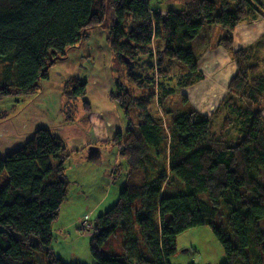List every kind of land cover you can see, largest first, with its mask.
I'll return each instance as SVG.
<instances>
[{
	"label": "trees",
	"instance_id": "obj_1",
	"mask_svg": "<svg viewBox=\"0 0 264 264\" xmlns=\"http://www.w3.org/2000/svg\"><path fill=\"white\" fill-rule=\"evenodd\" d=\"M170 2L181 8L163 12L148 0H0V73L5 83L15 82L0 83V103L37 93L53 65L89 29L107 25L113 12L116 23L107 36L112 68L128 69L126 79L142 94L116 79L109 96L127 120L125 133L112 140L119 158L115 174H124L125 183L114 206L92 220L93 264H169L177 237L203 226L221 243L225 264H264V72L256 51L263 44L233 50L236 27L264 19V5ZM207 26L216 30L207 48L230 51L237 65L229 94L211 115L194 108L167 111L165 103L177 90L204 79L193 45ZM175 65L181 72L174 76ZM86 85L78 77L66 82L65 123L75 121L77 101L90 111ZM155 101L172 117L167 129L151 112ZM216 117L223 118L221 135L213 131ZM233 128L238 133L229 140ZM73 153L62 136L42 127L0 157V264H35L37 252L46 264H80L64 262L53 248V226L68 201L66 166ZM222 206L227 222L218 229L213 221Z\"/></svg>",
	"mask_w": 264,
	"mask_h": 264
},
{
	"label": "crops",
	"instance_id": "obj_2",
	"mask_svg": "<svg viewBox=\"0 0 264 264\" xmlns=\"http://www.w3.org/2000/svg\"><path fill=\"white\" fill-rule=\"evenodd\" d=\"M162 11L165 12L166 10ZM250 25H254V28H251ZM254 30L257 33L261 32V34L253 37L252 32ZM262 35H264V19L241 24L234 31L233 48L234 50H240L252 46L258 42L257 40ZM106 40L107 38L104 40L99 39L100 47L97 50H89L83 42L81 48L86 51L81 54L82 62L77 63L75 66V68L83 67L85 69L84 73H88L86 74L87 76L85 75L81 79H84L87 83L85 100L90 105V111H84L80 101H77L78 108L75 121L70 124L65 123L61 108L63 104L61 89L56 91L55 96L56 98L59 97V102L57 100L54 102L58 106L55 105L56 109L52 114L51 112H47L50 110L49 108L47 110L44 108L46 106H42L39 102H36V97L30 101H27V99H24L25 101L20 100L14 106V116L6 120H1L3 122H0V157H4L24 145L30 140L37 129L47 127L62 136L66 140L69 150L74 152L66 166V173L69 180L72 179L70 178V174H74L76 169L83 171L86 168V173L89 167L94 168L97 166L100 170L103 169L106 178H109V174H111L113 175L111 178L116 181L119 175L117 176L115 174V168L119 158L117 157L115 144L112 140L118 133H125L127 120L122 109L116 103L112 102L109 97L115 90L116 72L112 68L113 54ZM73 48L77 49L76 46ZM194 54L198 61V68L204 74V79L199 85H195L193 88L200 87V85H207L209 88L207 90L203 87L199 91L192 88L193 90L190 93H185V96L189 98L195 108L199 104V106H205L212 111L227 96V86H229L231 79L237 73L236 65L231 60L229 52L222 47L207 48L206 46L200 52L194 51ZM84 65L86 66L84 67ZM209 71H211L210 75L208 74ZM49 76L53 78V72ZM51 78L46 79L45 82L50 83ZM62 81L65 80L63 79ZM195 110L198 111L197 108ZM210 113L212 112L207 114L210 115ZM134 122L138 123V121ZM78 175L80 177L84 176L83 173H78ZM119 177L123 178L120 181L124 184L125 175L123 174ZM123 184L120 185V189ZM110 187V189L113 188V183ZM120 189L118 190L120 191ZM109 191L108 189L104 194V201L108 197ZM102 192L104 193L103 190ZM82 194L84 197L85 192H82ZM65 204L67 211L70 204L69 195L68 201ZM99 204L101 202H98ZM62 213L63 210H61V215ZM90 213H86L85 215L88 216ZM71 225L64 224L61 226L58 230L59 235L53 230L57 242L58 240L66 242V238L72 236V231L70 230ZM53 247L59 257L65 261H70L68 259H70L71 255L66 259L64 255L57 252L54 245ZM62 249L63 251L65 249L66 253L69 252L67 245ZM70 252L72 254L73 251L70 249ZM72 258L74 257L72 256ZM71 261L75 263L73 259ZM91 262L94 263V259H91Z\"/></svg>",
	"mask_w": 264,
	"mask_h": 264
},
{
	"label": "rangeland",
	"instance_id": "obj_3",
	"mask_svg": "<svg viewBox=\"0 0 264 264\" xmlns=\"http://www.w3.org/2000/svg\"><path fill=\"white\" fill-rule=\"evenodd\" d=\"M151 2L152 6H155L157 8H160L162 10H168V9H180L181 5L176 3H171V0H148ZM260 3L264 5V0H259ZM116 23V18L113 14L111 13L109 23L107 25L102 26V27H97V28H92L87 31V38L85 40L83 39L81 43H78L76 45V48H71L68 50L66 56L58 61L56 64L53 65V67L49 71V75L51 72H53V78L49 76L48 78H51L50 83H46L45 80H42L40 82V87L37 93L20 98L21 100L27 99V101H30L36 97V102H39L42 106H46L50 110L47 112L51 114L54 112L56 109V106L58 104H54V102L57 100L59 102V97L56 98V91L61 89V93L63 96V105L65 102V90H66V82L70 78L78 77V78H83L86 74L84 73L85 69L83 67H76L77 63L82 62V57L81 54L85 52L86 50H83L81 48L82 43L84 42L85 45L88 47L89 50H97L100 47L99 44V39H106L108 34H109V27L114 26ZM245 24V23H242ZM240 26V25H239ZM251 28H254V25H250ZM237 28V27H236ZM236 30V29H235ZM215 27L214 26H207L201 33L200 37L194 41V51L200 52L202 49H205L206 46L208 47L209 45H214L213 42L211 41V38L214 37V32H215ZM261 34V32L257 33L255 30L252 32L253 37H257ZM250 36V35H249ZM108 39V38H107ZM261 39L263 46H258L256 47V52L258 56H260V61L259 63L262 66V70L264 72V35H262L257 41ZM106 43L108 44L109 48L110 45L108 41L106 40ZM102 46V43H101ZM86 49V48H85ZM111 49V48H110ZM73 50H76L73 52ZM213 50V49H212ZM234 50V48H233ZM227 51V50H226ZM237 51V50H234ZM229 52L230 58L232 61H234L232 57V53ZM235 65L236 62L234 61ZM86 65H84L85 67ZM2 68V66L0 67ZM237 69V65H236ZM137 69L135 68V71ZM128 69L124 68L122 69L121 72L116 73L115 78L119 79L120 81L123 80L125 81L128 85L132 86L138 95L142 94V90L138 89L135 84L129 83V81L126 79ZM115 72V71H114ZM181 70L180 68L175 65V72L173 75H177L180 73ZM156 73V72H155ZM209 75L211 74V71L208 73ZM87 76V75H86ZM157 76V75H156ZM86 78V77H85ZM65 81H62V80ZM49 82V81H47ZM0 83L2 84H7L8 86H15L14 81H9L8 83H5V81L2 80V75L0 73ZM200 83L196 84L199 85ZM211 84V83H210ZM195 86V85H194ZM193 86V87H194ZM187 90H177V92L172 95L165 103V109L167 111H174L175 113H184L189 110V108H194L198 109V111L202 114L208 115L209 112H214L220 103H218L217 106L211 109L207 107H202L197 105L198 107H194L192 105V102L189 100L187 97L188 103H184L182 97L183 95L185 96V93H190L193 89L196 90H202L201 88L205 87L207 90L209 86L207 85H200V87H195ZM193 88V89H192ZM156 92V90H155ZM227 94H229L228 91V86H227ZM203 97V96H201ZM25 101V100H24ZM15 98H7L4 101L0 103V113L1 116L4 115L3 112H7V115L5 117H2V120H6L7 118L14 116L15 114ZM81 104V101H80ZM76 106V103H75ZM119 107V105H118ZM158 106V103L155 101L152 104L151 107V112L153 115H155L158 118L162 119V123L165 129L169 128V125L171 124L172 117L168 116L163 108ZM121 109V108H120ZM123 111V110H122ZM208 113V114H207ZM210 113V115L212 114ZM264 113V112H263ZM63 114V113H62ZM131 115L133 117L134 121H138L137 117L135 116V112L132 111ZM264 117V116H263ZM64 118V117H63ZM0 122H3L0 120ZM223 118L222 117H216L214 118L213 121V131L214 133L221 135L223 134ZM231 131V138H234L236 136L237 129L233 128L230 130ZM231 142V141H230ZM116 152H118L116 150ZM86 170V168H85ZM85 170H80L78 171L77 169L74 171V174H70V191H69V197H70V204L67 208L66 211V204L62 206L63 213L57 220V222L54 223L53 230L59 235L58 230L60 229L61 226L64 224H72L70 226V230L72 231V236H68L66 238V242L58 240V242L54 239V246L57 252L60 254L64 255L65 258H69L71 255L70 261H65L64 259H61L66 262V263H71V259L75 261V263H80V264H93L91 262L92 256L89 251V241H90V231L92 229V220L106 212L108 209H110L112 206H114L120 191V185L123 184L120 180H123L121 177H117L116 181L111 178V174H109V178H106L104 175L103 169L100 170L97 166L94 168L89 167L87 172L85 173ZM78 173H83L84 176L80 177ZM7 179V175L4 174L3 180L5 181ZM262 179V177H261ZM113 183V188L110 189L111 184ZM101 186V187H100ZM102 188V189H101ZM109 191L108 197L103 199L104 194ZM82 190V191H81ZM104 191V193L102 192ZM121 190V189H120ZM79 191H81L79 193ZM82 192H85V196L83 197ZM98 202H101V204L98 205ZM92 211V213H90ZM90 213L88 216L85 214ZM88 221H85L87 219ZM61 218V219H60ZM169 219V218H167ZM227 222V212L226 209L222 206L218 210V216L215 218L213 221V225L218 228V229H224L226 226ZM85 223V228H82V224ZM89 227L90 229H86ZM260 227L261 230L264 232V221L260 222ZM80 229V230H79ZM64 233V231H62ZM67 243V244H65ZM66 245L68 246V251L66 253V250L62 248H65ZM54 248V247H53ZM70 249L73 251L72 254L70 252ZM74 249V250H73ZM72 256L74 258H72ZM33 261L35 264H46L45 263V256L43 253L37 252L33 256ZM169 264H225L226 262V257L224 253V249L221 245V243L216 239L214 232L210 226H203V227H197L190 229L181 235L177 237V253L173 255L172 257L169 258L168 260ZM236 264H242L241 262H237Z\"/></svg>",
	"mask_w": 264,
	"mask_h": 264
},
{
	"label": "built area",
	"instance_id": "obj_4",
	"mask_svg": "<svg viewBox=\"0 0 264 264\" xmlns=\"http://www.w3.org/2000/svg\"><path fill=\"white\" fill-rule=\"evenodd\" d=\"M84 227H85V223H84ZM86 229H90L89 227H87Z\"/></svg>",
	"mask_w": 264,
	"mask_h": 264
},
{
	"label": "water",
	"instance_id": "obj_5",
	"mask_svg": "<svg viewBox=\"0 0 264 264\" xmlns=\"http://www.w3.org/2000/svg\"><path fill=\"white\" fill-rule=\"evenodd\" d=\"M127 62H129V61L127 60Z\"/></svg>",
	"mask_w": 264,
	"mask_h": 264
}]
</instances>
